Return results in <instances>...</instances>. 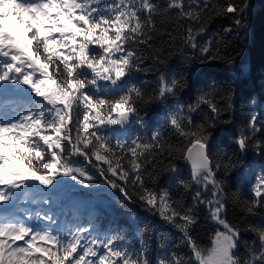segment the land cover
<instances>
[{
    "label": "snow or ice",
    "instance_id": "1",
    "mask_svg": "<svg viewBox=\"0 0 264 264\" xmlns=\"http://www.w3.org/2000/svg\"><path fill=\"white\" fill-rule=\"evenodd\" d=\"M101 2L0 0V85L23 86L35 98L20 110L13 109L9 118L0 119V202L17 196L27 200L32 192L30 183L47 189L57 177L90 187L88 182L95 177L71 161L78 156L88 164L96 161L93 167L103 183L118 189L125 200L132 202L135 195L146 210L183 234L190 259L173 253L158 258L155 264H264V222L232 224L222 216L228 192L217 173L235 170L237 162L229 157L213 166L208 145L220 109L208 94L199 95L188 111L207 105L213 114L210 123L193 128L191 117L168 116L171 128L187 143L183 149L164 142L158 132L149 142L133 140L131 145L120 140L113 145L101 132L103 127L124 126L130 117L138 116L139 104L174 95L186 85L182 76L173 75L169 80L162 75L156 97L146 96L135 85L123 86L130 73L141 70L143 59L128 45H146L155 53L152 59L163 63L164 49L152 44L157 31L155 16L174 17L183 29V45L199 51L201 64H211L219 50H213L212 41L198 46L197 37L216 17L231 18L237 28L246 27L252 15L250 0H165L162 7L152 0H113L103 11ZM223 31L231 32L232 28ZM171 38L175 42V37ZM100 81L123 88L111 96L89 91ZM227 98L231 107L232 96ZM256 122V115L247 122L253 133L258 131ZM248 139L244 135L236 139L240 152L247 150ZM165 156L183 159L190 166L192 183L205 191L212 186L211 199H202L200 191L194 197L208 206L211 219L221 226L210 246L201 247L190 235L189 228L196 223L192 208L180 211L166 191L157 193L146 186L142 174L145 164L150 158ZM169 170L178 169L172 165ZM117 181L131 183L133 194ZM180 183L190 187L183 180ZM251 194L253 199L241 201L248 213L264 206V176L257 179ZM32 202L49 203L35 196ZM25 215V219L0 217V264H152L143 241L140 250L133 253L118 246V234L93 237L88 226L58 233L50 227L55 223L51 215L35 213L45 226L33 225L32 214ZM242 231L259 241V249H251L244 259L236 254Z\"/></svg>",
    "mask_w": 264,
    "mask_h": 264
},
{
    "label": "trees",
    "instance_id": "2",
    "mask_svg": "<svg viewBox=\"0 0 264 264\" xmlns=\"http://www.w3.org/2000/svg\"><path fill=\"white\" fill-rule=\"evenodd\" d=\"M112 2L113 0H102L100 10L103 11ZM152 2L162 7L165 0ZM223 2L224 0H220V3ZM250 3L252 15L246 21V27L237 28L231 18L216 17L205 25L204 34L197 37L198 46L212 41L213 50H219L218 58L211 64H201L199 51L183 45V29L178 26L174 17L155 16L157 31L153 32L152 44L155 48L164 49L161 56L163 63L152 59L155 53L146 45H128L143 59L140 63L141 70L130 73L124 79L123 86L135 85L146 96L156 97L162 75L169 80L173 75L182 76L186 85L174 95L153 99L149 104H139V115L130 117L126 123L127 131L115 129L119 125L101 129L102 134L113 145L117 140L127 145H131L133 140L149 142L150 137L158 132L164 142L183 149L187 143L171 128L168 116L175 113L178 118L191 117L193 128L197 124L210 123L213 114L207 105L201 104L191 113L188 111L189 105H194L199 95L208 94L209 99L220 109L216 123L210 129L208 145L213 166L217 160L224 162L229 157L237 162L235 170H221L217 173V179L224 181L228 192L226 209L222 216L232 224L243 225L264 222V206L248 213L241 203L243 199H253L252 186L258 178L264 176V0H250ZM226 27H231L232 31L225 33L223 30ZM169 33L171 37H175V42ZM111 86L100 81V93L94 89L89 91L96 95L111 96L123 88L121 86L112 90ZM229 95L232 96L231 107L227 98ZM252 115L257 116L258 131L254 133L247 126ZM184 122L186 125V120ZM242 135L249 137L245 152H240L235 143ZM150 160V163L145 164L142 173L146 186L157 193L166 191L180 211L192 208L196 223L190 226V235L201 247L210 246L211 238L220 227L211 219L208 206L197 202L194 197L200 191L202 199H211L212 186L208 185V191H205L203 187L192 183L190 170L183 159L165 156ZM71 161L95 177L88 182L90 187L85 188L67 177H57L51 186L62 188L59 193L32 192V200L35 196L37 200L46 198L49 201L47 204L35 203L37 210L42 214H55L56 219L65 220L72 226H88L90 233L101 239L106 235L118 234L121 238L118 246L133 253L140 250L143 241L152 264L158 258L170 257L173 253L185 260L190 259V250L183 234L146 210L135 195L130 202L123 198L118 189L105 185L93 167L96 161L88 164L78 156L71 157ZM172 165L178 169L176 172L169 170ZM181 180L190 187L185 188L180 183ZM117 183L126 186L129 193L133 194L134 187L131 183ZM60 201H64L65 208L74 205L77 214H72L67 208L63 213L54 212V204ZM89 210L93 211L91 215L88 214ZM162 243L166 248L160 247ZM251 249L258 250L259 241L252 233L242 231L236 254L244 259Z\"/></svg>",
    "mask_w": 264,
    "mask_h": 264
},
{
    "label": "rangeland",
    "instance_id": "3",
    "mask_svg": "<svg viewBox=\"0 0 264 264\" xmlns=\"http://www.w3.org/2000/svg\"><path fill=\"white\" fill-rule=\"evenodd\" d=\"M9 87H13V88H15L13 85H11V84H9ZM9 87L8 86H5L3 89H2V94L3 93H6L8 90H9ZM21 87H23V86H21ZM20 92H23V88H21V90H20ZM30 95H31V93H30ZM32 96V95H31ZM2 99H1V97H0V101H1ZM126 125V124H125ZM124 125V126H125ZM39 187H41L40 185H39ZM19 206L20 207H22V209H24L23 208V206L21 205V204H19ZM31 210H32V208H30ZM23 212V214H24V211H22ZM31 223L33 224V225H35V223H36V225H39V226H42V224H41V222L40 221H37L36 220V218H35V221H33L32 219H31ZM219 225V224H218ZM219 227L221 228V226L219 225ZM52 230L54 231V232H58V233H67V232H69L70 231V229L68 228V227H66L64 224H54L53 226H52ZM71 231H73V230H71Z\"/></svg>",
    "mask_w": 264,
    "mask_h": 264
},
{
    "label": "water",
    "instance_id": "4",
    "mask_svg": "<svg viewBox=\"0 0 264 264\" xmlns=\"http://www.w3.org/2000/svg\"><path fill=\"white\" fill-rule=\"evenodd\" d=\"M186 166H187V168H188V170H190V166L186 163ZM191 171V170H190Z\"/></svg>",
    "mask_w": 264,
    "mask_h": 264
},
{
    "label": "bare ground",
    "instance_id": "5",
    "mask_svg": "<svg viewBox=\"0 0 264 264\" xmlns=\"http://www.w3.org/2000/svg\"><path fill=\"white\" fill-rule=\"evenodd\" d=\"M1 109V108H0ZM6 109V108H5ZM8 111V110H7ZM2 112V109L0 110V113ZM10 113V112H9ZM44 194H46L45 192H44Z\"/></svg>",
    "mask_w": 264,
    "mask_h": 264
}]
</instances>
